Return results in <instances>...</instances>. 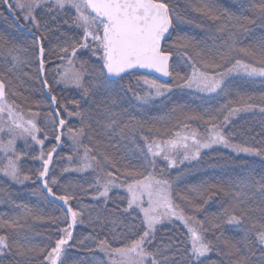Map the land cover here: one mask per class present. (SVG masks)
I'll return each mask as SVG.
<instances>
[{
  "label": "snow or ice",
  "instance_id": "obj_1",
  "mask_svg": "<svg viewBox=\"0 0 264 264\" xmlns=\"http://www.w3.org/2000/svg\"><path fill=\"white\" fill-rule=\"evenodd\" d=\"M0 5L7 7L19 27L28 26L33 36L30 44L22 46L0 37V53L8 64L0 70V177L23 184L32 180V175L22 174V163L39 161L35 175L40 195L50 204L60 202L62 211V215L46 217L17 204L21 217L0 218V227L14 234H0V264H212L210 253L221 258L215 264H264V172L246 166L240 179L208 186L212 195L226 198L227 207L201 221L195 214L202 211L203 204L176 191L163 169L159 175L155 171L156 158L174 169L185 161H200L203 150L218 145L264 163V139L258 145L234 143V133L224 132L241 113L258 114L264 129V93H241L233 79L243 77L255 83L259 78L264 83V36L247 45L240 41L241 37H254L252 26L264 28V0H239L237 13L219 8L215 0H197L191 10L212 21L219 33H227L222 44L182 33L184 18L172 0H0ZM29 52L37 58L41 75L46 60L65 61L54 66L59 77L55 82L79 94V99L71 100L75 107L69 110L51 94L48 80L41 81L49 90L58 118L53 121L55 144L47 151L48 134L41 137V128L33 119L39 112L25 119L19 105L8 99L17 95L12 90L16 87L13 77L19 80L21 75H29L24 71L29 66ZM181 61L189 73L177 70ZM153 73L171 82H161L151 77ZM133 78L136 86L131 83ZM141 82L147 89L144 92L137 91ZM173 89L188 90L203 101L196 109H180L185 127L187 121L203 122V136L197 131L177 132L173 138L156 140L147 134L154 131L148 121L125 119L123 101L130 93L135 106L141 108ZM214 101L220 102L219 108L214 107ZM61 108L69 117H78L81 127L65 129L67 120ZM65 132L73 148L82 145V137L93 141L95 134V143L84 146L79 165L62 169L65 173L94 174L86 185H79V192L60 191V182L49 175ZM256 136L264 137V131L251 139ZM19 139L25 146L18 151ZM121 141L128 143L122 145ZM121 147L139 150L144 160L139 165L121 164ZM67 159L71 162L73 156ZM113 190H119L114 196L121 199L110 196ZM192 191L206 202L203 192ZM84 197L90 202L79 203ZM177 197L192 208L191 214L178 210ZM110 201L114 208L109 207ZM29 220L55 225L60 235L50 245L34 244ZM175 221L187 229L185 238L165 240L160 232ZM78 225L90 227L92 232L74 240ZM229 228L243 233L239 241L225 235ZM97 253L103 254L102 258L97 259Z\"/></svg>",
  "mask_w": 264,
  "mask_h": 264
},
{
  "label": "trees",
  "instance_id": "obj_2",
  "mask_svg": "<svg viewBox=\"0 0 264 264\" xmlns=\"http://www.w3.org/2000/svg\"><path fill=\"white\" fill-rule=\"evenodd\" d=\"M173 3L178 5V10L184 12L182 16L184 20H187L191 16L188 15L189 8L187 6V0H172ZM217 6L221 9L223 8L217 0H215ZM38 15H43L40 10H37ZM188 17V18H187ZM209 26H216L214 23L209 22ZM17 22H14L11 13H9L6 6L0 5V37L4 39L11 40L16 42L18 46H22L25 43H31L32 33L28 30V26L18 27ZM76 30V29H75ZM73 29V31L75 32ZM77 31V30H76ZM254 41H258L264 36V28L254 26ZM215 36L217 34L214 32ZM217 40V39H216ZM217 42H219L217 40ZM55 44V41H53ZM47 46V42H46ZM31 54V52L27 53ZM26 54V55H27ZM47 55V54H46ZM176 59V58H174ZM35 69L36 75L34 79H27L25 76L21 75L20 79L17 80L21 84V87L17 86L18 94L22 96V101L16 100L17 98L9 95V102L15 101L18 105V111L28 119L32 116L33 113L39 112L38 116H34L38 127L41 128L40 136L43 137L45 132L48 134V139L45 140V151L50 149L54 144V133H53V121L58 119L54 115V110L56 106L51 105L50 93L49 90L42 86L41 81L47 79L51 85L52 92L57 96L58 101L61 104L67 106L69 110H72L75 106L71 103L73 99H79L78 91L74 88H65L63 85L56 84V79L59 77L56 75V72L53 70L56 64L66 63L65 61L57 60L55 57H52L50 60H46L45 64V73L41 75L38 71V61L35 57ZM0 70L1 67H0ZM234 83H237L240 79L242 84L241 90L244 92L261 94L264 93V83H260L259 78L256 82L253 83L254 86L249 87V83L244 82L243 77H233ZM249 82H251L248 79ZM128 82L125 81V84ZM133 86H136L135 78L132 79ZM239 83V82H238ZM252 83V82H251ZM248 86V87H247ZM143 83L137 86L138 92L146 91L143 88ZM20 88L25 90L27 97L32 96L34 102H27L24 95L21 94ZM247 89V90H246ZM244 90V91H243ZM32 94V95H31ZM131 101V102H129ZM124 108L122 109L127 115L126 120L134 118L135 120L148 121L149 125L153 127V132H147V126L145 127V132L152 137L153 139L160 140L162 138H173L177 132L181 134H188L191 131H197L202 136L205 134V126L201 121H187V127L184 126V117L180 113V109H196L197 106H203V101L200 100L198 95H190L188 90L173 89L172 93L167 94L165 97H159L153 100L151 103L145 107L137 108L135 106V100H131V93L123 101ZM214 107L219 108L220 102L214 101ZM173 109L176 110L173 113ZM62 116L67 120L65 129L69 126L73 128L81 127L80 120L78 117L71 116L69 117L63 109H60ZM264 131L261 126V120L259 115H253L252 113H241L239 116L233 118L232 123L224 128V132L234 133L231 137L232 142L240 143L247 141L249 144H257L264 139V137L256 136V139H251L252 136H255L257 132ZM93 141H89L88 138L82 137V145L78 148H73L72 142L68 140L67 133L65 132L63 143L58 147L57 153L53 156V164L50 166V177L55 176V178L60 182V191H63L67 188L69 191H80V184H87V181L92 179L94 174L89 171L87 173H77V172H63L64 167H77L80 163L81 158L84 154V146H92L95 143V134L93 133ZM139 139V135L137 137ZM127 141H121L122 145H126ZM140 143L143 144V140H140ZM25 146V141L19 139L16 141V147L19 151ZM35 146V145H34ZM38 150V146H35ZM146 151V149H145ZM69 155L73 156L71 162L68 161L67 157ZM177 159H182V157H177ZM144 160V154L139 152V150H131L127 147L120 148V162L121 164H136L139 165L140 161ZM156 168L155 171L159 175L161 169H163V175L169 177L174 181V189L178 192L186 193L193 202H201L203 204L202 211L195 214L196 220H205L207 217H211L215 214H220L223 212V209L227 207L226 198L223 196L212 195L208 192V186L213 183L221 180H236L240 179L242 175L246 174L242 172V168L252 167L257 173L264 172V163H262L259 158L244 156L241 154L237 156L235 153L231 152L230 149L224 148L221 145L215 146L213 149H210L201 154L200 161H185L183 164H180L177 168L168 169L166 167V161L156 158ZM247 162V165H245ZM40 165L39 161L28 160L26 164L22 163V174L32 175V180L27 181L23 184H16L12 181L0 177V218L8 217H21L22 209L17 208L16 205L26 206L27 208L32 209L34 212L43 214L44 216H49L51 214L62 215L61 208L59 207L60 202H55L50 204L48 199H45L40 195V182L36 178L35 171L36 168ZM35 180V183H33ZM193 189L199 190L205 194L206 202L202 199L201 196L197 195V191H192ZM119 190H113V193H110V196H113L114 199H121L120 197H115L114 193ZM90 202V198L84 197L79 203L87 204ZM180 205V209L183 210L185 215H189L193 212L192 208L187 204L186 201L180 200L177 197L174 201ZM72 204H77V201H72ZM109 207L114 208L115 204L111 201L109 202ZM259 215V214H257ZM23 223V219L21 220ZM32 227L29 229V235L32 237L33 243L37 245H50L54 242L55 238L60 235L59 232L55 230V225H49L47 223L33 222L32 220L28 221ZM195 226V225H193ZM8 232L9 236L14 234L11 230H7L4 227H0V234H5ZM99 231V229H97ZM92 232V228L78 225L73 231L74 240L82 239L84 236L89 235ZM187 233V229L180 221H175L172 224H167L163 227V230L160 232V236L164 237L165 240L169 237L184 239ZM104 235L107 233L104 232ZM211 235V234H209ZM225 235L229 239H234L239 241L243 233L229 228ZM81 255H91L88 253H81ZM103 254L97 253V259L102 258ZM212 264L220 257H217L215 253L209 254ZM38 264V261H37ZM208 264V261H206Z\"/></svg>",
  "mask_w": 264,
  "mask_h": 264
},
{
  "label": "rangeland",
  "instance_id": "obj_3",
  "mask_svg": "<svg viewBox=\"0 0 264 264\" xmlns=\"http://www.w3.org/2000/svg\"><path fill=\"white\" fill-rule=\"evenodd\" d=\"M217 2L223 8L228 9L232 13H237L240 10L239 9V0H217ZM186 3H187L186 7L189 8V10H188L189 12H188L187 16H191V17L190 18L187 17L188 18L187 20L183 19V21L180 24L181 32L182 33H186V34L190 35L191 37L196 38L197 40H208L209 38L217 39L219 41L218 43L222 44L224 42V40L227 39V33H219L217 31L216 26H209V24H210L209 22L213 23L212 21L204 18L200 14H198V13H196V12L191 10L192 6L197 3V0H187ZM184 12H187V11L184 10ZM184 12L182 11L183 14H184ZM183 17H186V16H183ZM17 23H19V22H17ZM252 27H253V30H254V26H252ZM19 28L21 29V27H19ZM214 32L217 34V37L215 36ZM240 41H241L242 44L247 45L250 42H254V37H252V38L241 37ZM27 56L29 57V66L25 67L24 71L29 73L28 76H25V78H27L29 80V79H34L33 77H35V75L37 74L36 73L37 70L35 69V64H36L35 56H33L32 53L31 54H27ZM245 59H247V58H245ZM0 67H1L2 70L5 69L6 67H8L7 60L5 59V54L4 53H0ZM176 67H177V70H179L181 72V74L190 72L189 67L187 65H185L182 61L179 62L176 65ZM240 80L238 81L239 83L238 82L234 83L235 84V89L240 91L241 93H243L241 90H239V89H241L242 84H244V83H241ZM244 82L249 83L248 84L249 87L250 86H254V84L249 82L248 79H244ZM13 83L16 85V87L14 89H12V90L17 93V95H14V97L17 98L16 100L22 101V99H23L22 96H20V94H18L19 91L18 92L16 91V90H18L17 86L21 87V84L18 83L17 80L14 77H13ZM143 86H144L143 88H145V90H147L146 86L145 85H143ZM20 89H21L20 90L21 94L24 95L26 93L25 90L23 88H20ZM244 93H246V92H244ZM247 93H249V92H247ZM11 96H13V95H11ZM24 97H25L27 102H29V103L34 102L32 96L27 97L26 95H24ZM208 150H210V149H205V150L202 151V153L206 152Z\"/></svg>",
  "mask_w": 264,
  "mask_h": 264
},
{
  "label": "water",
  "instance_id": "obj_4",
  "mask_svg": "<svg viewBox=\"0 0 264 264\" xmlns=\"http://www.w3.org/2000/svg\"><path fill=\"white\" fill-rule=\"evenodd\" d=\"M150 75H151V77H153V78H157V79L160 80L161 82H165V81H167V82H171V81L169 80V78L160 77L159 74H155V73H153V74H150Z\"/></svg>",
  "mask_w": 264,
  "mask_h": 264
}]
</instances>
